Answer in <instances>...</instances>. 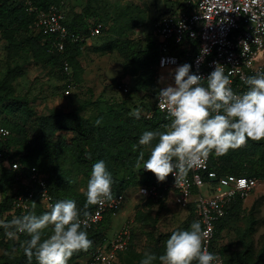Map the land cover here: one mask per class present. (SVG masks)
<instances>
[{
	"label": "trees",
	"instance_id": "16d2710c",
	"mask_svg": "<svg viewBox=\"0 0 264 264\" xmlns=\"http://www.w3.org/2000/svg\"><path fill=\"white\" fill-rule=\"evenodd\" d=\"M61 3L62 0H0V39L6 42L5 48L7 51V71L0 78V115H12L20 109L23 113L30 115L27 100L15 93L13 85L17 78L25 74L24 69L32 64L26 61V55L30 54L32 56L34 64L48 65L54 68L55 71L59 72L65 83L78 79L77 77L83 71L79 56L81 55V46L85 38L89 36L88 24L79 26V23L77 24L75 21L77 15L71 21L65 20L68 30L79 34L82 40L77 42L67 41L64 50L57 52L51 48L52 38L44 36L35 27V12L28 10L30 6L38 10L48 9L52 6L58 7ZM178 6L180 7L182 4L179 3ZM84 12L85 16H89L90 9L86 7ZM92 13L94 14V12ZM95 16L97 15L95 14ZM101 20L100 17H97V22L101 23ZM136 25L137 23H134L133 26ZM35 31L37 32L34 33ZM114 41V46L107 44L97 49L104 52L115 47L118 53L124 57V67L128 69L130 65H134L131 74L139 73V78L137 77L136 80L138 88L147 91L148 83L153 82L156 73L151 66L155 64L158 69L159 50L157 43L153 38H150L145 48L140 49L139 42L130 39ZM170 45L171 51L178 54L181 60L179 65L175 67L158 69L167 70V80L163 87L173 83L174 70L178 66L188 64L198 49V45L194 41L183 47L185 49L173 42ZM18 51L23 53L22 57L17 56L11 59L12 55ZM64 60L68 61L72 68V72L68 75L62 70ZM262 72H264V67ZM167 74H169V77ZM158 90L156 88L152 92L153 104L150 108L153 112L151 116L142 113L143 107L146 106L145 101H141L140 108L135 107L132 112L125 107L123 113L122 111L113 113L109 110L96 115L93 119L84 117L78 111L59 112L51 117L39 119L38 132L29 140L21 131L10 130H15L17 124L16 126L10 125L8 119L1 123L0 126L9 129L11 134L7 138H0V157L10 164L9 167L3 164L0 171V194H2L0 217H3L2 222L8 225V227H0V248L3 251L0 255V264H38L35 255L29 260L24 254L25 242L30 239L27 233H19L11 238L7 236V232L16 227L11 222L16 218H21L20 212L15 211L12 207L13 199L26 190L18 179V174L22 172L27 175L32 166L45 175L49 192L55 200L58 202L68 198L74 199L80 214L90 211L93 205H87L85 196L87 189L84 192L76 190L75 175H83L89 179L93 164L99 160L105 162L107 170L112 175L113 196L122 195L130 187L156 185L163 198L158 199L156 202L151 198H144L145 210H137L134 216L138 223L147 224V220L152 218L147 205L151 203H158L160 207L164 205L166 191L164 187L167 185L170 175L165 181L158 182L152 172L143 170L142 162L140 167H137L140 152H144L145 160L151 152V147L138 144L142 133L149 130L165 131V126L170 124L164 114L155 106V95ZM145 94L147 93L145 92ZM89 104V102L82 103L78 110L85 109ZM137 111L140 113L139 119L133 115ZM13 132L20 133L23 140H18L17 135H13ZM58 132L70 134L71 137L54 140L53 137ZM248 141L253 145L260 146V155L250 166H245L244 145L238 149H230L227 154L219 156L217 159L213 157V154H210V170H214L217 176L234 174L264 180V140L253 141L249 139ZM157 142L158 138L152 142V146ZM61 159L68 160L70 167L64 169L61 166ZM16 160L19 162L20 167L19 169H12L11 163ZM242 203L241 199L236 198L229 205L226 215L216 223L215 246L223 255L224 264H264V233L260 234L257 240L253 238L257 222L254 217V211H257L256 201L248 210L246 218L248 224L239 237L240 248H232L231 244L221 246L218 243L228 222L237 218L242 212ZM189 207L191 210L189 217L173 231L189 229L190 225L195 222L193 206L189 205ZM45 212L38 199L35 198L27 214L34 213L39 216ZM113 214V211H108L96 227L87 228L88 238L92 241V246L87 250L75 252L69 259L70 261H76L81 257L86 259L91 251L105 243V234ZM152 220L154 222L155 217ZM50 231L51 228L46 229L42 239H46V235ZM172 232L160 234L156 238L153 250L157 258L164 253L166 241Z\"/></svg>",
	"mask_w": 264,
	"mask_h": 264
},
{
	"label": "rangeland",
	"instance_id": "374dc122",
	"mask_svg": "<svg viewBox=\"0 0 264 264\" xmlns=\"http://www.w3.org/2000/svg\"><path fill=\"white\" fill-rule=\"evenodd\" d=\"M179 3L178 0H62L57 8L66 21L77 15L75 21L77 24L79 23V26L86 25V23L90 26L97 22V17H100L101 23L104 24V30L97 36L88 37L91 39V44H84L79 56L83 71L77 77L78 79L72 80L70 88H67V83L61 78L58 71L48 65L34 64L32 56L26 55V61L32 64L24 69L25 74L17 78L13 85L15 93L27 100L30 115L23 113L21 109L12 115L3 114L0 115V125L8 119L10 125L16 126L17 124L15 130H10L21 131L29 140L38 132L39 119L51 117L59 112L78 111L84 117L93 119L96 115L109 110L113 113H118V111L123 113L125 107L132 112L135 107L140 108L141 101H145L146 106L143 107L142 113L151 116L153 112L150 108L153 104L152 92L156 88L165 86L167 70H158L153 64L151 67L156 71L154 80L148 83L147 91L140 90L136 81L137 77L139 78V73L131 74L134 65H130L128 69L124 67V57L118 53L113 44L114 40L130 39L139 42L140 49H144L147 41L152 38V25L155 19L166 12L176 10ZM86 7L90 9L89 16H85ZM134 23H137L135 27ZM107 44L113 45V49L104 52L97 49ZM5 45L6 42L0 39V78L7 71ZM21 55L23 53L18 51L12 55L11 59L17 56L22 57ZM121 84L127 86L126 92L117 87ZM84 102L90 104L79 111L78 108ZM13 135H17L18 140H23L20 133L13 132ZM57 135L53 137L54 140L71 137L70 134L64 132H58ZM243 151L246 158L245 166L248 167L259 157L260 146L253 145L248 141ZM2 159L0 157V171L2 165L5 164V160ZM61 166L64 169L69 168L68 160L61 159ZM75 179L76 190L84 192L89 179L83 175H75ZM138 189L137 186L130 187L122 194L120 208L111 216L109 228L105 234L106 241H110L118 234L123 223H129L131 228V243L127 249L117 253L116 264H140L146 252L154 253L156 238L160 234L172 232L191 213L189 206L175 204L173 199H171L172 202L163 203L162 207L158 203H151L147 206L152 218L146 219L147 224H140L134 216L137 210H145V199L138 194ZM200 192L207 195L209 189L202 187ZM1 199L2 194H0ZM255 201L257 211H254V217L257 222L253 238L257 240L260 234L264 233V180H259L256 188L243 200L242 212L237 218L228 222L218 241L219 245L231 244L232 248H240L239 237L248 224L247 213ZM153 217L156 219L154 222ZM2 218L0 217V221ZM50 234L51 231L49 234L47 233L46 237ZM2 252L0 248V255ZM85 263L84 257L76 261H68V264ZM154 264H160L158 258Z\"/></svg>",
	"mask_w": 264,
	"mask_h": 264
},
{
	"label": "built area",
	"instance_id": "2783aa9c",
	"mask_svg": "<svg viewBox=\"0 0 264 264\" xmlns=\"http://www.w3.org/2000/svg\"><path fill=\"white\" fill-rule=\"evenodd\" d=\"M182 6L172 12H166L152 25V37L158 45V69L175 67L180 63V56L171 51L170 43L185 47L191 42L198 45L197 53L190 59L191 73L204 78L201 83L207 86V77L215 67L223 69L229 75L231 88L237 95L248 91L245 80L263 70L264 62V0H178ZM29 11L35 12V27L51 39V48L62 52L67 41H81L79 34L70 32L65 24L61 11L55 7L38 9L30 6ZM104 26L102 23H92L88 27L89 36L99 35ZM185 49V48H184ZM206 50V51H205ZM62 70L70 74L72 68L68 61L62 63ZM71 82L66 84L70 88ZM122 91L128 90L124 84L117 86ZM159 88L155 95V106L168 119L167 110L159 106ZM11 132L0 126V138H7ZM264 140V139H263ZM9 167V162L5 161ZM12 169H19V162L11 163ZM19 172V171H18ZM18 179L26 190L19 193L12 202V207L19 211L21 218L27 215L35 198L47 212L49 204L57 201L49 192L44 174L34 166L27 175L19 172ZM258 179L255 177L225 174L217 176L209 168V157L202 166L190 169L184 178L170 174L164 187L165 197L172 192L175 204L193 206L194 220L201 223L206 233L204 247L213 253L217 259L213 264H224L223 255L215 246L216 223L226 215L229 205L239 198L245 200L256 188ZM207 187L209 194L204 195L200 188ZM138 194L151 198L155 202L163 198L156 185H142ZM122 195L105 199L102 204L93 205L90 211L80 214L81 221L88 222V229L96 227L108 211L115 212L120 208ZM9 232H17L16 227ZM8 236V235H7ZM129 223H123L114 239L105 241L90 252L86 258L87 264H116L117 253L127 249L131 241ZM9 237V236H8ZM10 238V237H9Z\"/></svg>",
	"mask_w": 264,
	"mask_h": 264
},
{
	"label": "clouds",
	"instance_id": "9594fccd",
	"mask_svg": "<svg viewBox=\"0 0 264 264\" xmlns=\"http://www.w3.org/2000/svg\"><path fill=\"white\" fill-rule=\"evenodd\" d=\"M206 51V50H205ZM204 78L191 73V65L174 70L173 83L159 92V106L167 110L171 121L165 131H144L138 144L151 147L147 160L141 151L137 167L155 175L163 182L172 174L175 179L186 177L188 171L202 166L210 154L222 156L244 146L248 140L264 139V72L245 80L248 91L237 95L231 88L229 75L215 67ZM133 115L139 119L137 111ZM158 142L152 146V142ZM113 178L103 160L92 166L85 192L87 205H99L112 198ZM86 205V206H87ZM42 215L29 213L11 223L17 232L27 233L24 254L29 260L35 255L38 264H68L75 252L92 246L88 238L87 221H81L74 199L49 204ZM0 227H8L0 221ZM51 234L42 239L44 231ZM7 235L15 237V232ZM206 233L201 223L193 222L189 229L173 231L158 257L160 264H213L217 257L204 247ZM157 256L146 252L140 264H154Z\"/></svg>",
	"mask_w": 264,
	"mask_h": 264
},
{
	"label": "crops",
	"instance_id": "0c3cea01",
	"mask_svg": "<svg viewBox=\"0 0 264 264\" xmlns=\"http://www.w3.org/2000/svg\"><path fill=\"white\" fill-rule=\"evenodd\" d=\"M72 19V18H71ZM71 19H69V21H71ZM68 20V19H67ZM89 25V24H88ZM89 27V26H88ZM88 37H94V36H88ZM88 37H86L85 38V40H84V43H83V45L81 46V49L83 48V46H84V44H87V45H89V44H91V39L90 38H88ZM151 37H152V35H151ZM153 38V37H152ZM181 48H183V47H181ZM184 49V48H183ZM82 51V50H81ZM80 64H81V61H80ZM81 66H82V69H83V65L81 64ZM213 157L215 158V159H217L219 156H216L214 153H213ZM259 181V180H258ZM172 192H168L167 193V195H166V197H165V202H169V201H171L172 202Z\"/></svg>",
	"mask_w": 264,
	"mask_h": 264
}]
</instances>
